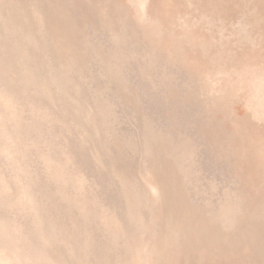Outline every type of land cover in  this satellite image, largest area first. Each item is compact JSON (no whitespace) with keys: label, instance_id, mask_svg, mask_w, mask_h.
<instances>
[{"label":"rangeland","instance_id":"374dc122","mask_svg":"<svg viewBox=\"0 0 264 264\" xmlns=\"http://www.w3.org/2000/svg\"><path fill=\"white\" fill-rule=\"evenodd\" d=\"M0 264H264V0H0Z\"/></svg>","mask_w":264,"mask_h":264}]
</instances>
